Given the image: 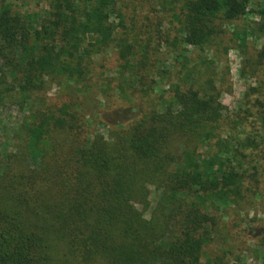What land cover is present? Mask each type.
<instances>
[{
    "label": "trees",
    "instance_id": "trees-1",
    "mask_svg": "<svg viewBox=\"0 0 264 264\" xmlns=\"http://www.w3.org/2000/svg\"><path fill=\"white\" fill-rule=\"evenodd\" d=\"M150 1L155 27L135 6L125 24L129 0H49L40 18L0 0V103L15 90L17 104H31L29 94L47 84L87 91L94 57L109 51L120 64L99 77L101 92L146 97L107 138L95 134L68 148L57 134L78 119L74 98L38 125L21 124L26 160L37 161L39 171L0 172V264H202L217 212L243 199L249 181L258 182L263 90L250 88L244 108L225 116L214 74L199 81L188 57L213 51L222 26L242 18L249 0ZM171 5L179 12L168 20L162 14ZM258 56L264 59V47ZM3 68L21 73L18 91L1 80ZM150 71L165 81L176 75L154 98L145 86ZM61 165L67 171L56 169ZM51 176L65 180L61 193L45 184L35 192L30 178L44 183ZM150 186L160 194L145 218Z\"/></svg>",
    "mask_w": 264,
    "mask_h": 264
},
{
    "label": "rangeland",
    "instance_id": "rangeland-1",
    "mask_svg": "<svg viewBox=\"0 0 264 264\" xmlns=\"http://www.w3.org/2000/svg\"><path fill=\"white\" fill-rule=\"evenodd\" d=\"M13 3V9L22 14L32 13L37 18L45 14L48 9L49 0H9ZM125 4V3H123ZM124 9V22L129 27L131 15L140 10V17L148 13L150 22L155 27L157 20L153 12V3L150 0H129ZM120 6V3L119 5ZM135 6V7H134ZM174 5L162 15L172 20L173 14H178ZM264 10V0H249L246 14L237 21L226 23L222 26L223 33L217 39V46L209 54L200 50H193L188 53L189 64H197L200 74L193 76L199 81L206 79L210 74L217 79L216 85L221 90L219 101L224 105L223 114L231 116L244 108L245 94L250 88H261L263 92L258 97L264 101V59L261 60L258 52L264 47V26L260 30ZM117 20V19H115ZM264 22V19H263ZM244 42L242 43V40ZM240 44H243L240 45ZM228 50L225 52L224 48ZM216 54L218 57H213ZM202 58V59H201ZM212 59V60H211ZM120 64L116 54L112 52H101L94 57L91 69L93 83L84 92H75L76 85L70 83L71 88L65 85H46V89L29 94L31 104H17L19 94L10 91L12 97L0 103V172L20 175L22 170L33 176L34 171L38 172V162L27 159L28 151L23 141L24 133L20 135V126L38 125L44 121L49 113H55L63 102L68 103L74 98L75 109L78 112V119L65 125L57 134L60 142L65 148L79 142H86L93 135L109 136L111 130H117L125 126L137 114L138 105L145 101L143 92L108 91L103 93L100 90L101 75L111 76ZM4 77L1 80L4 84L17 89L21 73L13 77L7 68H3ZM157 71H150L146 78V85H149L150 98L157 97L163 91L167 92L166 82H172L176 75L170 73L166 81L156 74ZM183 72V71H182ZM5 85V86H6ZM263 87V88H262ZM257 97L256 93L251 95V100ZM144 98V99H143ZM43 101V102H42ZM138 104V105H137ZM73 111V108H72ZM32 113V114H30ZM22 155H25L22 157ZM57 155V154H56ZM55 155V156H56ZM9 156L10 169L7 170V157ZM54 156V155H53ZM56 169L67 171L65 165L57 166ZM261 172L257 176L258 182H248L251 190L244 189L243 199L238 203H232L224 210L217 212V225L211 236V240L205 244L202 264H209L218 258L222 264H264V164L261 165ZM49 177L47 182L31 179L35 192L39 185L45 187L57 185L53 190L61 193V185L65 180ZM56 179V182L54 181ZM54 183V184H52ZM256 185V186H254ZM160 191L150 186L148 195V207L143 211L145 218H149L150 212L156 207ZM141 208L140 205H137ZM60 253V252H59ZM60 255V254H59ZM219 261V260H218Z\"/></svg>",
    "mask_w": 264,
    "mask_h": 264
}]
</instances>
